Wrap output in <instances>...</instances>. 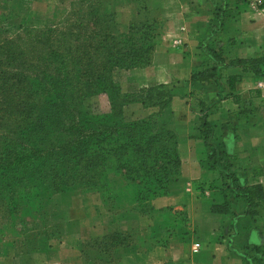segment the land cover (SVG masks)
Returning a JSON list of instances; mask_svg holds the SVG:
<instances>
[{
    "label": "trees",
    "instance_id": "trees-1",
    "mask_svg": "<svg viewBox=\"0 0 264 264\" xmlns=\"http://www.w3.org/2000/svg\"><path fill=\"white\" fill-rule=\"evenodd\" d=\"M70 1L67 10L36 21L15 13V0H0L7 9L0 13V245L16 255L21 250L22 255L32 254L41 238L61 235L51 224L56 196L59 203L79 192H96L110 212L130 203L135 211L153 215L150 203L168 196L170 185L181 178L179 136L166 126L153 130L154 117L170 107L176 88L155 85L124 96L116 80L119 71L153 64L164 22L159 14L152 15L151 0H135L140 18L125 33L118 31L112 0ZM217 1L207 36L199 40L204 58L192 69V90L180 96L191 112L205 116L190 139L204 142L205 169L218 174L205 189L195 188L209 191L215 214L235 217L244 205L246 215L260 217L264 188L246 184L241 175L246 166L236 148L237 128L209 121L222 100L209 106L205 98L219 77L229 91L226 100L241 106L238 86L246 78L263 76L264 51L246 59L235 54L228 61L227 49L236 51L234 38L226 44L207 43L233 20L230 0ZM246 2L235 0L239 14ZM257 7L263 10L264 0ZM15 18L20 19L15 31L3 27ZM230 67L239 71L227 73ZM101 94L108 97L110 112L90 113L86 99ZM250 94L261 97L259 91ZM134 103L158 112L127 121L125 107ZM261 173L252 172L256 177ZM111 176L120 180L115 183ZM122 178L124 189L117 188ZM109 241L115 248L127 239L115 233ZM254 250V261L260 264L264 246Z\"/></svg>",
    "mask_w": 264,
    "mask_h": 264
},
{
    "label": "crops",
    "instance_id": "crops-1",
    "mask_svg": "<svg viewBox=\"0 0 264 264\" xmlns=\"http://www.w3.org/2000/svg\"><path fill=\"white\" fill-rule=\"evenodd\" d=\"M217 2L161 1L159 17L164 22L161 44L150 67L130 71L134 80L128 84L131 86L128 92L151 85H173L179 81L184 84L190 79L193 67L201 63L199 40L207 36ZM235 5V0H230L233 19L230 36L236 40L239 58L246 59L264 51V9L246 2L239 14ZM179 48L189 53L184 54ZM246 81L238 89L243 103L261 101L252 97L251 84ZM178 100L174 98L171 108L154 117L153 122L156 127L169 124L180 138L186 139L192 119L185 101ZM223 103L217 117L227 119L237 128L236 148L246 166L241 175L246 184H260L264 188V118L258 113L243 114V105L229 100ZM175 106L186 116L180 117ZM124 112L127 120L135 121L154 111L131 104ZM177 117L181 120L179 127L171 124ZM186 146L193 148L190 156L184 158L188 163L183 162L182 178L170 185L168 196L150 203L155 214L135 211L130 203H123L118 212H110L99 193H78L70 199L63 234L41 238L37 251L21 257L19 264H257L254 249L264 246V216L246 215L244 205L237 209L235 217L213 213L212 199L206 192L202 195L192 183L196 160L203 152L206 155L204 142L188 138ZM254 170L261 171V176H254ZM124 186L122 178V185L117 188ZM115 233H121L127 241L110 248L109 239ZM6 249L12 252L0 254L1 264H15L14 249ZM195 249L198 251L194 252Z\"/></svg>",
    "mask_w": 264,
    "mask_h": 264
},
{
    "label": "rangeland",
    "instance_id": "rangeland-1",
    "mask_svg": "<svg viewBox=\"0 0 264 264\" xmlns=\"http://www.w3.org/2000/svg\"><path fill=\"white\" fill-rule=\"evenodd\" d=\"M12 1H14V0H12ZM15 1L17 2V6H16V9L14 11L15 13H17L19 15H29L30 19L36 20V21H45L47 19L52 18L54 13L57 10H59V11H61L63 9L67 10V8L69 7V5L71 3L70 0H15ZM161 1L162 0H151V5H152L151 8L153 7V9H152L153 11H151V13L153 16H158L159 11H156V10L160 9ZM138 9L139 8H138L135 0H112L111 10L116 15L117 23L119 24V29H118L119 32H122V33L127 32L129 29V26L138 21V19L140 18V15L138 14ZM0 13H7V9L4 7V5H0ZM144 15H145V13H142L141 18H143ZM19 23H20L19 18H15L12 20H6L3 22V27L5 29H8L9 31L13 32L16 30ZM232 23L233 22H231L230 25H226L225 32H221V33H218V34L210 37L208 39L207 43L211 44L213 42H221L223 44H226L227 39L231 35L230 31H231V27H232L231 24ZM177 47H179V45H177ZM179 49L184 54L189 53L188 50L185 48H179ZM227 50H226L227 52H225V55L227 57L226 60H228V61L235 54L239 55L237 50L236 51L235 50L232 51L231 49H227ZM261 54H262V52H259L256 55H254L253 57L259 56ZM199 55H200L201 61H202V59L204 57H203V54L200 50H199ZM196 66H201V63L197 64ZM196 66H194V67H196ZM135 70H137V69H135ZM131 71H134V70H131ZM233 71L237 72L239 70L237 68L234 69L233 67H230V69L227 70L226 72L229 73V72H233ZM220 75H221V70H219V72H218V76H220ZM263 76H264V72H263ZM262 77H259L258 80L246 78V80H247L246 82L251 84V87H252V89L250 90V93L251 92L254 93V92L258 91L255 89V84ZM116 80H118V82L120 83L121 93L124 96L127 94L138 93L139 90L142 89V88H140L139 90H134L132 92H128L131 90V86L128 84L132 83L134 80L130 76V71H119V74L116 75ZM189 81H190V79L184 84H182V82L179 81L178 83H175L173 85H166V86H168L170 88H173V87L176 88V90L174 91V93H176V96L174 98H177V100H178V98L182 99V97H180L181 95H183L184 93L186 95H188V93L192 90V85L189 83ZM216 84H217V86L212 85L208 88V90H207L208 96L205 99H206L209 106H211L212 103L218 102L220 100H222V102H221L222 104H221V107L218 111L212 110V114L210 115V117H207V118L209 119V121H211L213 123H215V122L216 123H226V122L230 123L227 119L221 120L217 117V114L224 107L223 101L226 100V97H227L229 91H228V88H227L225 82L223 80H220L219 77L217 79ZM158 85H164V84H158ZM151 86H155V85H151ZM144 88H147V87H144ZM238 89H240V85L238 86ZM197 94L199 95V93H197ZM251 95L253 98H255L253 94H251ZM174 98H173V100H174ZM260 99H261V101H252L251 100L249 105L246 103H243L242 105L244 107V110L242 111V113L245 115H247V114H251V115L255 114L256 115V113H258L257 116H261V118H264V98L260 97ZM173 100H172V102H173ZM182 100H184V99H182ZM184 101L186 103V100H184ZM229 101H231V100H229ZM134 104H139L144 109L154 111L152 114L158 112V108H156V107L150 106L148 108H145L140 103H134ZM171 105H172V103H171ZM171 105L169 108H171ZM85 106H86L87 110L93 114H105V113L110 112V103H109L108 97L106 95H102V94L86 99ZM188 109H189V106H188ZM175 110H176L177 114L180 115V117L186 116V114L181 113V109L178 106H175ZM188 111L190 112V116L192 119L190 122L189 134H188V138L190 139L191 135H193V134L196 135L195 131L198 130L200 127V122L198 121V119L199 118L203 119L205 116L203 114L197 115L196 113L191 112L190 109ZM248 118H251V117L248 116ZM127 121H130V120H127ZM180 122H181V120L178 118V120L174 119V121L171 124L175 125L176 127L177 126L179 127ZM168 125L169 124L163 125L161 127H156V125L153 122V130H159L160 128L165 127V126L171 130L170 126H168ZM171 131H173V130H171ZM188 138H186V139L180 138L181 142L179 145V152L181 155V162H182L181 178H182V171H183V162H185V164L188 163V160L184 159V158H186V156H190V150H192V148H193V147H190L191 148L190 149L189 147L186 146ZM198 159L196 160L197 161V167L195 168L196 173L194 174V179L192 180V183L194 185L195 184L198 185L199 188L205 189L204 187L206 185H208L209 183L213 182L214 180H216L218 178V174L215 172H209L205 169L204 164L206 161V155L204 154V152L202 154V157L198 158ZM113 181L115 183L118 182L117 179H115V180L113 179ZM198 191L202 195H204L206 192L207 196L212 199L211 194L209 193L208 190L207 191L204 190L205 192L204 191L201 192L200 190H198ZM79 193H82V192H79ZM72 196L73 195H69V196L65 197L64 199H62V201H59V203H58L57 196L54 197L55 198L54 204H56V205H54V208H52L53 212H52L51 224L54 226L53 228H55V230L59 231L61 234H63V232H64V225H65L66 220L68 219L69 204H70V199ZM190 226L192 228V224ZM190 231L194 232V230H192V229ZM5 247L6 246H4L2 244L0 245V254L5 252V253H8L9 255H11L12 251L6 249ZM21 252H22V250L20 251V253L18 255L15 254V264H19L20 258L25 256V255H22Z\"/></svg>",
    "mask_w": 264,
    "mask_h": 264
},
{
    "label": "built area",
    "instance_id": "built-area-1",
    "mask_svg": "<svg viewBox=\"0 0 264 264\" xmlns=\"http://www.w3.org/2000/svg\"><path fill=\"white\" fill-rule=\"evenodd\" d=\"M251 5H258L262 2V0H246ZM255 89L258 90L261 94V97L264 98V76L255 84ZM198 247V245H196ZM198 250L195 249L194 252H197Z\"/></svg>",
    "mask_w": 264,
    "mask_h": 264
}]
</instances>
